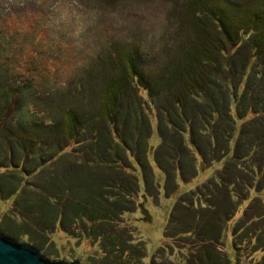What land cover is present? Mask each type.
Masks as SVG:
<instances>
[{"label":"trees","instance_id":"trees-1","mask_svg":"<svg viewBox=\"0 0 264 264\" xmlns=\"http://www.w3.org/2000/svg\"><path fill=\"white\" fill-rule=\"evenodd\" d=\"M217 1L189 0L180 7L177 21L194 20L200 25L199 34L194 38H204L210 34V25L205 20H196L202 14L196 8L203 4L211 11ZM219 1L216 8L226 10L223 18L217 17V23L227 22V27L220 25L231 36L227 42L220 41L219 36L220 40L213 44L197 42L195 55L202 62L197 75L202 78V88L198 83L193 89L188 83H181L174 85L175 93L160 91L159 101L165 104L158 107L155 123L159 143L155 147L148 144L151 120L142 115L138 119L130 116L127 105L131 103V94L138 100L132 86L135 81L130 75L131 67L118 60L120 54L112 53L114 49L96 54L71 91L77 101L89 94L87 89L93 91L92 99L88 98L92 106L89 114L76 113L71 109L76 106L73 104L61 112L59 120L42 124L26 103L22 108L24 104L20 101L22 96L30 94L35 100L49 88L45 76L40 74L41 67L36 64V47L28 38L29 45L24 47L19 31L10 35L0 29V54L4 49L11 51L12 42L16 44L13 50L17 54L10 64L0 58V102L3 104L0 107V201L9 203L15 213L3 212L8 220L6 224L2 221V226L5 225L3 229L9 238L52 255L51 236L62 231L67 240L76 235L68 231L73 225L80 229L85 241L97 246V253H105L103 228L122 220L133 209L146 212L145 196L155 199L159 193L155 178L158 172L164 180L163 195L167 198L177 195L162 230L163 236L171 241L197 237L195 240L202 243L194 248L191 264H229V257L217 251L215 244H225L232 221L239 224L244 219L250 228L260 218L262 229L258 228L257 234L242 232L243 225L232 229L231 239L236 236L237 240L235 244L231 241V245L234 249L246 239L251 250L250 260L264 264V217H249L253 212L257 214L259 203L256 201L261 197L263 208L258 215L264 214V0L248 3V13L245 11L238 19L239 24L228 16L236 9L230 6V0ZM191 33L187 31L188 40ZM242 49L247 55L244 53L241 58L239 50ZM26 54H31L33 59L26 61ZM238 54L240 62L235 59ZM114 61L118 65H110ZM102 62L106 64L103 74ZM247 70L250 72L243 85L234 86L233 78H242L243 71ZM168 74L163 72V78ZM87 78L92 86L86 87ZM197 89L202 103L191 97V92ZM251 90L255 97L247 96ZM171 95L178 101V108L169 107ZM243 96L247 104L239 114L242 102L238 98ZM19 106L24 110L23 117L18 126L11 127L8 119ZM33 141L41 146L31 152L35 146ZM148 156L152 165L147 161ZM246 159H251L252 166L247 168ZM204 166L212 168V175L178 195L177 181L188 184L198 171L203 173ZM251 200H256L254 205L250 204ZM257 241L263 242L262 248L253 250ZM112 242V251L120 254L122 247ZM139 248L144 256V246ZM257 253L260 256H254Z\"/></svg>","mask_w":264,"mask_h":264},{"label":"rangeland","instance_id":"rangeland-1","mask_svg":"<svg viewBox=\"0 0 264 264\" xmlns=\"http://www.w3.org/2000/svg\"><path fill=\"white\" fill-rule=\"evenodd\" d=\"M113 1L0 0V29L10 35L15 30L19 31V40L22 41L24 47L29 45V42H26V38L30 39L36 47L35 58H39H36L39 64L35 61L34 63L41 67L42 71L40 74L45 76L46 86L49 87L44 93L37 95L35 100H33V95L30 94L31 96H22L20 101L22 105L24 103L27 104L29 111L36 113L37 122L39 121L42 124H49L52 121L59 120L61 112L73 106V104L76 106L71 107V109L76 113L85 111V113L89 114L92 106L88 98L91 97L92 99L93 91L87 89L89 94H86L83 99H78V101L73 99L71 91L76 88V83L82 78L81 76L87 72L86 65L88 62H91L99 52L106 53V49L109 52L110 48H112L115 50L112 53L120 54L118 60L122 64L127 65L128 68L131 67L130 75L135 81L132 82V86L135 88V95L138 100L131 94V103L127 105L131 111L130 116L133 119H138L142 115L151 120L149 125V133L151 132V135L148 144L155 147L159 143L156 133L158 107L162 108L165 104H161V101H159L160 91L167 90L175 93L176 86L174 85L180 86L181 83H188L191 88L195 83H198L200 88H202V78L199 74L197 75V71L202 64L196 57L197 55H195V51L198 48L197 42L202 41L206 44H213L220 40L217 36L222 38L220 41H228L231 34L225 30L223 31L220 25L227 27L228 23H217V17L223 18L226 8H216V6H219V0L211 11H208L203 4L197 6L196 11H200L202 14H199L200 18L196 20H205L210 25V34L197 40L194 37L199 34L200 25L198 23L194 22V20L190 21L193 25L190 22H184V20L182 22L177 21L179 17L177 13L181 11L180 7L189 0H153L152 4L143 6L137 0H120L116 3ZM214 1L216 0H211V2ZM252 1L230 0V6L236 7L235 10L230 11L228 14L230 20L239 24L238 19L245 11L248 13V6H250L248 3ZM213 12L214 14H212ZM190 30L192 33L188 40L187 31ZM182 34H185L186 37H181ZM15 46L16 44L12 42L10 48L13 51L12 54L11 51L4 49L0 54L2 59L0 60L10 64L14 56L17 55L13 50ZM242 50H239L241 58L244 53L247 55V51ZM31 54H26L24 59L26 61L32 60ZM240 56L238 54L235 57L239 62ZM133 58L134 60L131 61L130 59ZM101 64H103V69L100 70L99 66L97 69L103 74L102 71L105 70L106 64L104 62ZM110 65H118V61L110 62ZM132 65L142 73V77L135 72ZM113 67L111 68L113 69ZM151 67L154 68L149 72ZM163 72H169V74L163 78ZM249 72L248 70L243 71L244 75L242 78L234 77V86L240 84L241 87L246 81L245 78L246 76L248 77ZM113 73L117 75L118 72L114 70ZM148 76L149 78L147 79ZM85 84L86 87L93 85L88 78ZM239 90L241 91L242 88H239ZM136 91H139L140 94L137 95ZM196 91L200 92L198 89L193 90L191 97L198 103H202V96L200 93L196 94ZM251 91L248 92L247 96L255 97L254 91ZM26 99L28 100L26 101ZM245 99L244 96L238 98V101L243 103L240 102L241 111L239 114L245 110L243 108L247 104ZM171 101L168 102L169 107L178 108V101H174L172 95ZM1 105L3 106L0 102V107L2 108ZM24 107L25 104L22 108ZM17 109L8 119V124L11 127L17 125L18 121H21L23 117L24 110L20 109V106ZM186 112H190L188 107ZM181 118L182 123H185V118ZM22 125L26 126L27 123ZM33 143H35V146H32L31 152L38 146L37 141H33ZM40 146L41 144L38 147ZM100 155L106 158L104 153H100ZM147 161L152 165L150 156H148ZM250 161L251 159H246L247 168L252 166V161ZM204 169L203 173L198 171L196 177L188 184H181L178 180V195L193 189L205 178L212 175V168L204 166ZM155 178L160 186L159 193L155 199L145 196L146 200L143 203L146 210L145 213L139 208L133 209L132 213L125 214L122 220H116L111 225L108 224L103 228V236L106 238L107 245L105 253H97V246L85 241L80 236V229L71 225L68 231L76 233V235L69 236L66 240L68 236L62 231H57L51 236L52 246L50 248L54 249L52 255L43 251L46 257H83V264H191L190 261L194 252H196L194 248L201 246L202 243L195 240L198 239L197 237L194 240L193 238H175L171 241L166 240L163 236L162 230L168 220V213L177 195L170 198L165 197L161 190L164 183L163 176L156 172ZM151 190L152 188L149 189V191ZM261 198H259V201H250L252 205L255 204V201L259 204L256 210L257 214L253 212V216L249 217H264L263 213V216L258 215L263 208L262 202H260ZM5 210L10 213L12 206L9 203L0 201V217L6 224L8 217L3 215ZM11 213H14V211ZM241 225H243L242 229H240L242 232H255L257 234L262 229V218L251 224L250 228H248L249 226L246 227L247 221L244 222V219L239 224L237 221H232L228 227L229 232H227L225 244L222 246L217 243L214 248L224 256L227 255L229 257V264H255L250 260L251 250H249L246 239L236 244L234 249L231 245V241L235 244L237 240L235 239L236 236L233 237L234 240L231 239V230L241 227ZM254 227L256 229H252ZM112 241L115 242L114 245L122 247L119 249H123L124 252L119 250V254L117 251H112L110 246L113 243ZM262 244L263 242L257 241L253 246V250H255L254 248H262ZM175 245L182 247V249L178 250L174 247ZM142 246L145 249L144 256L143 252L139 250V247ZM185 250L187 251L186 254ZM101 255L103 256L101 257ZM254 256H260V254L257 253Z\"/></svg>","mask_w":264,"mask_h":264},{"label":"water","instance_id":"water-1","mask_svg":"<svg viewBox=\"0 0 264 264\" xmlns=\"http://www.w3.org/2000/svg\"><path fill=\"white\" fill-rule=\"evenodd\" d=\"M3 228L0 217V264H83V257H46L43 251L13 241Z\"/></svg>","mask_w":264,"mask_h":264},{"label":"snow or ice","instance_id":"snow-or-ice-1","mask_svg":"<svg viewBox=\"0 0 264 264\" xmlns=\"http://www.w3.org/2000/svg\"><path fill=\"white\" fill-rule=\"evenodd\" d=\"M137 2L143 6V5H148V4H152L153 0H137Z\"/></svg>","mask_w":264,"mask_h":264}]
</instances>
